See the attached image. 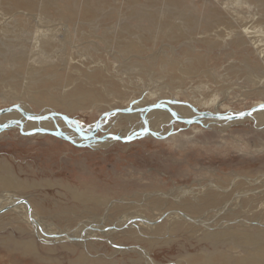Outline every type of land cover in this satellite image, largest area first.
I'll return each instance as SVG.
<instances>
[{"label": "rangeland", "instance_id": "374dc122", "mask_svg": "<svg viewBox=\"0 0 264 264\" xmlns=\"http://www.w3.org/2000/svg\"><path fill=\"white\" fill-rule=\"evenodd\" d=\"M20 1L25 2L22 4ZM28 1L0 0V111L31 100L22 97V101L19 95H12V88L20 89L28 82L24 70L30 57L29 43L35 34L36 24L41 23L39 19L45 17L41 14L43 0ZM84 1L87 4L78 9V4L82 2L83 5ZM234 1L237 3L228 0H49V13L54 14L48 20L53 24L60 22L63 26L56 36L57 42L49 48L52 55L55 52L53 62L43 70L51 71L49 69L54 68L55 72L51 71L41 77L39 87L33 92L37 96L51 94L52 97H59L64 91H67V95H76L77 92L79 94L89 89L91 95L103 99V103L77 111L54 106L53 111L74 118L85 127L81 131L71 127L69 130L75 133L78 140L83 143L90 141L91 145L76 146L57 136L31 133L34 130L26 131L30 135H24L21 125V128L14 127L20 122V117L14 118L12 126L0 130V164L5 161L13 175L19 181L26 182L27 187L8 191L21 193L27 202L30 198L37 206L35 209L42 222L47 224V229H64L65 225H69V229L74 230L86 225V228H92L96 227L92 224L103 223L105 232L115 234L103 239H92L91 254H95L91 260H87L83 258L81 248L77 247L80 244H75L73 251L65 247L63 249L62 245L66 244L64 242L58 245L51 242L44 246L35 238V232L18 231L13 223L4 224L9 218H2L0 264H98L97 258L103 260L99 264H146L139 249L142 247L148 249L149 257L157 264H196L189 258H200L204 252L214 251L211 244L198 238L201 232L189 233L187 229L180 230V227L177 232L172 228L158 233L153 230L152 234L149 233L152 237L143 235L147 239L141 240L138 234L130 231L124 233L126 228L123 227L118 231L115 226L128 214H140L142 219L148 220L145 216L155 219L159 214L179 209L173 207V198L182 194L177 189L192 190L214 183L228 190L234 187L231 183L237 177L238 182L259 176L262 179L264 124L260 125L248 118L222 130V126L217 125L219 122L211 126L199 123L187 125L173 117L172 129L165 126L161 135L150 137V129L153 127L150 124H144L145 129H139L138 132L135 130L143 120L142 117L128 120L125 117L117 119L110 116L103 120V116L111 110L127 108L134 102L143 103L142 106L154 104L156 96L148 94L155 85L160 88L183 86L184 93H179L176 99L186 106H189L197 87H205L202 91L209 94L225 91L226 95L219 100L224 105H219L217 114L236 113L238 116L239 113L264 105V90L259 91L257 88H264V79L257 87L250 83L255 76L264 77L263 63L253 45L238 36L239 28L246 23L258 24L255 16L264 21V0ZM234 17H242V20L238 23ZM175 22L180 26L175 28ZM160 23L163 32L168 29H172V32L161 34ZM41 24L46 25V22ZM229 31L237 32V37H227ZM59 53L60 57L57 56ZM10 61L16 65L12 67ZM88 75L93 76L90 81H87ZM163 91L168 98L172 97L170 89ZM196 105L200 112L215 111V106L211 104ZM41 106L29 103L35 114L53 109ZM162 109L165 110L164 107ZM136 111L141 112L142 109ZM100 120L99 127H96ZM125 131L129 133L128 137L137 135L136 138L129 142L115 139V135L122 137ZM108 139L111 144L105 146ZM6 174V170H0V177ZM248 186L244 182L238 184V189L234 188L235 193L246 190ZM261 188L264 189V185L258 187ZM75 194H79L81 200ZM229 197L226 195L219 198L225 201ZM262 198L264 192L243 202L235 213L240 216L255 214L260 209L256 206ZM97 199L103 203H95ZM224 201L219 200L218 204ZM105 203H111L108 208L112 205L117 208L108 209ZM146 204L150 207L144 206ZM218 204L194 208L191 216L207 215L213 221H218L211 217L213 213H208ZM147 207L153 208V213ZM180 209L187 211L188 208ZM137 221L134 217L129 223L132 224L131 228H134ZM189 223L193 224L191 221ZM23 228L27 230V226ZM126 236L129 238L126 239ZM32 239L37 244V250L24 251L23 243ZM110 240L116 242L111 245ZM217 246L223 253L229 248ZM122 249L127 250L124 252ZM85 251L87 253V249Z\"/></svg>", "mask_w": 264, "mask_h": 264}, {"label": "bare ground", "instance_id": "6f19581e", "mask_svg": "<svg viewBox=\"0 0 264 264\" xmlns=\"http://www.w3.org/2000/svg\"><path fill=\"white\" fill-rule=\"evenodd\" d=\"M11 1H15V0H11ZM228 1L237 3L234 0H228ZM17 2H18V0H17ZM21 2L23 4V2H25V1H20V3ZM48 4H49V0H43L42 1L41 14L45 15V17H41L39 19V20H41V23L46 22V25L41 24L40 22H39V24H36L35 34L32 36L31 42L29 43L30 44L29 46L31 47V51L29 53L30 57L26 62L27 63L26 66L28 68L25 67V70H24L25 71L24 74L27 75L26 80L28 82H25L24 85L22 86V88H20V89L14 88V90H13V88H12V95L15 97L19 95L21 97L20 98L21 100H22V97H26V98L31 99L27 102L25 101V102L19 104L21 106V109L24 110L25 112L29 113V114H35L31 110V108L29 107V103H31V102L39 104L40 106L43 105V106L51 107V109L53 107L52 111L46 110L43 114H40L43 116H46L47 114H52V113L60 114L56 111H53L54 106L61 107L62 109H68L69 111L70 110H76L77 111L79 109H81V110L82 109H89L90 107H92L90 105H96L99 102L103 103V99L98 98L97 95H95V96L91 95L92 93H91V91H89V89H87L89 92L83 90L82 92L80 91L81 93L79 92V94L77 92L76 95L74 93L67 95V91H64L59 97H55V96L52 97L51 94L50 95L45 94V96H43V95L37 96L35 94L36 92L35 93L33 92L34 89H37L39 87L41 77L45 76L46 74H49V72H51V71H54V68H52L53 70L49 69L50 68L49 66H48L49 68L48 67L47 68L51 71H43V70H45L46 65L51 64L53 62V58H54L53 55L55 54L54 51L56 49L53 51L54 54L52 55L51 54L52 52L49 51V48H50V46H53L54 43L57 42L56 36L58 33L61 32L62 26H63L60 22L58 24H53L52 21L48 20L52 16L51 14H54V13H49V8H48L49 5ZM81 4H82V2H80L78 4L79 5L78 9L80 7H84V5L87 4V2L84 1L83 5H81ZM54 6H52V7H54ZM55 9H57V8H55ZM257 10H258V8H256V11ZM234 13L236 15H240L236 12H234ZM254 18H255V20H258V24L248 22L245 25H243L241 28H239L240 34H238L235 31H229V32H227L228 34L226 36L227 37L231 36V38L232 37L235 38V37H237V34H238V36H240V38L243 41H247V42L251 43L253 45V48L255 49V52L257 53L258 57L262 61V63H263L262 67L264 68V21L259 20V18H257L256 16ZM241 20H242V17H237V18L234 17V21H236L238 23H240ZM177 22H175V28L180 26V25H178ZM183 25L185 26L186 24L183 23ZM123 26H124V24H123ZM161 26H162V24L160 23L159 28H160L161 34H163V33L167 34V32L172 30V29H168L165 32H163ZM171 34H173V33H171ZM157 35H158V33H157ZM63 40H64V38H63ZM257 43L258 44L261 43V44L255 45ZM3 46H5L4 43H3ZM66 49H67V46H66ZM13 53H14V51H13ZM57 56L60 57V53H59V55L57 54ZM86 60L88 61V59H86ZM10 62L12 64L11 65L12 67H14L16 65V63L14 61H10ZM69 62L70 61H68V63ZM78 62H81V61H78ZM68 65L71 67V64H68ZM75 65H76V63H75ZM66 66H67V63H66ZM91 68H94V66ZM99 68H100V66H99ZM66 72H68V71H66ZM99 72H101V71H99ZM16 73L19 75L22 74L21 72H16ZM57 73H58V71H57ZM79 75H81V74H79ZM89 75L87 76L88 79L86 78L87 81H90V77L92 75L94 76V74H92L91 76H89ZM66 76H70V75L66 74ZM105 77H106V75H105ZM113 77H114V75H113ZM263 79H264V77L262 75H258V76H255L253 79H251L250 83H252L251 85L257 87V85L263 83ZM65 80H66V78H65ZM113 80H114V78H113ZM97 81L99 82V80H96V82ZM126 81H127V79H126ZM118 82H117V84H118ZM95 83H92V84H95ZM57 84L58 83H56V87H57ZM102 84H104V83L102 82ZM136 84H138V83H136ZM144 84H145V82H144ZM99 87H102V85ZM106 87H105V89H106ZM119 87H122V86H119ZM123 87H124V85H123ZM146 87H148V86H146ZM139 88H141V87H139ZM183 88H184L183 86H179V87H175V88H171V87L160 88L159 85H155L153 88H151L152 92H150L148 94V96H153V97L156 96L153 99L154 104L148 103L145 106H142L143 103H140V104H137L135 102L132 104L130 103L128 107L126 106L127 108L119 109L118 113H114V114H112V116L117 118V119L125 117L128 120H136L139 117L140 118L142 117L143 120H141L140 124H138V125L136 124L137 126H136L135 130L137 131L139 129H143L144 124L146 126H148V124H150L153 126L150 129V131L152 132L150 137L156 136L157 134L161 135L162 130L164 129L165 126L172 129V127H174L173 126V120H172L173 117L180 123L182 122L184 124H187L186 121H191V124L199 123L202 126L203 125L204 126H211L213 124L215 125V122H219L217 125H221L223 128L222 130H225L226 128H228L230 126V124L242 123V121L244 122L248 118L252 119L253 121L257 122L260 125L264 124V108H262V107L254 108L255 109L254 112H252L251 115H249L247 117H241L238 119H233V116H237V115H235L236 113H229L227 115L230 116L231 119H224L223 117H220L219 120H217L218 118L214 117L213 115H216L218 113L219 105H224V104H222V102H219V100H221L222 96L225 94L224 90H223L224 92H222V93L212 92L209 94V93H205L204 91H202L203 89H205V87H203V86L197 87V88H195V90H196L194 92L195 94L193 95V97L190 98L191 100H190L189 106L182 105L184 103L181 101H178L179 99L177 100L176 96L177 95L179 96V93H181V92L184 93L185 90ZM257 88H258V90L259 89L264 90V88H261V87H257ZM81 89H82V87H81ZM164 89H170L171 90V93H170V94H172L171 98L170 97L168 98V96H166L164 94L165 93V91H163ZM188 91H189V89H188ZM124 92H125V90H124ZM124 92H123V94H124ZM248 92H249V90H248ZM10 94H8V95H10ZM8 95H6V96H8ZM120 97H122V96H120ZM122 101H124V99ZM131 101L132 100H130V102ZM145 103H147V102H145ZM200 103L211 104L212 106L214 105L215 111L210 112V111L204 110L203 112H200L194 106V104L196 105V104H200ZM97 106H99V105H97ZM196 106L198 107V105H196ZM41 107H40V109H41ZM163 107L165 110L162 109ZM137 109H142L143 112L142 111L141 112L136 111ZM194 109H196L197 111H195ZM122 111H124V112H122ZM71 112L73 113V111H71ZM197 112L199 114H197ZM203 113L209 114L210 116L208 117V116L204 115ZM242 113H243V115H241V113H239L240 116H245V112H242ZM221 115H223V114H221ZM14 118L20 119L19 120L20 122L18 124H15L14 127L15 128H17V127L21 128V126H22V128L24 129L25 132L26 131L30 132L31 130H36V129L49 130V131H53V132L58 131V132H63L64 134L68 135L77 143H83L74 136L75 133L72 134V132L69 130L70 127L73 129H77V124L75 122H67L57 115L54 117H48V118H46L40 122H31L28 119L21 117L19 111H15V113H13V115H10L9 113H7V114H3L0 116V127L4 124L7 125V123H9L10 120H14ZM103 120H104V118H103ZM128 122H130V121H128ZM77 123L79 124V126H82V128L84 127L82 124H80L79 121ZM187 125H189V124H187ZM147 128L148 127H146V129ZM130 131L132 132V130H130ZM127 134H129V133L127 131H125L123 133L122 137H128ZM41 135H46V134L41 133ZM110 141L111 140L108 139V141H106L105 143L103 142V143L105 144V146H107L106 144H111V143H109ZM104 144H102V145H104ZM3 162L4 163L0 164V170H6L7 174L4 175L3 177H0V214H1L0 219L9 218L8 222L6 221L4 224L13 223L15 226V229L18 227L17 228L18 231H21V232L22 231H25V232L28 231V233L35 232L36 233L35 238L37 237L40 240V242H42V244L44 246L47 245L48 243H51V242L55 243L56 245H58L60 242H64L66 244L64 246L62 245V248L63 249L66 248V250L73 251L72 247H75L76 246L75 244H78V245L80 244L77 247L81 248L82 256H84L83 258L87 259V260H91L95 254V253L93 255L91 254V249L93 248V246H92V248H90L91 242H93L92 239L96 240L97 237H99V239H103L105 237H108V236L115 234V233H112L111 231L105 232V228H103V227H105L104 226L105 224H103V223H102L103 225L101 223H97L95 225L92 224L93 226H96V227H92V228H86L87 225L86 226L84 225L85 226L84 228L79 229V227H78L77 229H74V230L69 229L70 228L69 225H65L66 227L64 229H62V228L61 229H59V228L58 229H56V228H48L47 229V224L42 222L41 216L38 214L37 210L35 209V208H37V206L30 200V198L28 200L29 202H27L26 200H24L21 197L22 196L21 193L17 194L16 192H9L8 191L9 189H13V190L23 189L24 186H26V182L24 183V181L23 182L19 181V179L15 175H13V171L9 167V165L5 161H3ZM261 177H262V179H259L260 176L257 178H253V179L245 178L240 182H238L239 180H236L238 177L236 179L233 178L234 181H232L231 185H233L234 187H230L228 190L226 188H223V187L219 186L218 184H214V183L212 185L204 187V188L202 186H200L198 188H193L192 190L191 189L187 190L186 188L178 190L176 188L177 191L182 193V194L180 196L173 198L174 199L173 207L177 206V207H179V209H177L173 212L167 211V212L162 213V214L158 213L160 216H158V217L155 216L154 217L155 219H153V217H150V216H145L148 218V220L145 218L142 219L140 214H135V213L128 214V215H125L124 218H122L120 220V222L115 226V229L119 231V229L121 227L126 228L124 233L132 232L133 234H138L139 238L141 240H145L147 238L146 237L144 238L143 235H150L152 237L151 234H152L153 230L155 232H157V231H161L163 229L170 230L172 228L173 231L176 230V232H177L179 230V227H180V230L187 229L189 233L201 232L198 238H200L201 241L208 242L214 248V251H212V252H208V251L204 252V255L203 256L200 255L201 256L200 258L197 256L196 257L194 256V258H189L190 261H192L196 264H232L233 262H235L236 264H264V198H262L259 201V203H257L256 207L260 208V209L257 210V212H255V214H250V215L249 214H246V215L242 214L240 216L239 214L237 215L235 213V211L240 206H242L243 202L248 201V200H252L257 195H260V194H262V192H264V189H262V188L258 189V187L260 185H264V184H262V183H264V173L261 175ZM243 182L245 184H249L248 188L246 190H239L237 193H235V191L238 189V184H241ZM234 188H236V190H234ZM172 195H174V194L172 193ZM223 195H225V196L229 195L230 197L224 201V200H221V198H219L220 196L225 197ZM75 196L81 200V197L79 196V194H75ZM146 200L148 201L149 199H146ZM219 200H220V202L221 201H224V202L222 204L219 202L220 203V205H219L218 204ZM89 202H92V201H89ZM89 202H87V203H89ZM94 202L95 203L98 202L99 205H101L103 203V202H101L100 199H97ZM106 203L104 205H106ZM153 203H154V201H153ZM148 204H146L144 206H147ZM214 204L215 205L218 204L219 206H217L215 208L213 207V209L212 210L210 209L211 211H209L208 213H213V214H210V215H212L211 217L216 218L218 221H213L207 215L192 218L191 211L194 208H199L201 206H209V205L214 206ZM110 205H111V203H108L106 205L107 206L106 208H108V206H110ZM149 207H147V208H149ZM111 208H117V207H113V205H112L108 209H111ZM180 208H188V209H187V211H184ZM149 209H150V211L151 210L153 211V208H149ZM146 212L148 213L149 211H146ZM134 217L136 220H139V221H137L138 223H136V224L134 223L135 224V225H133L134 228H131L132 224L130 225L129 223L134 219ZM139 217L141 219H139ZM164 217H166V218L164 219ZM159 220H162V222L161 223L158 222ZM189 221H191V223H193L192 225L197 226L198 229H196L194 226H192L189 223ZM94 222H97V221H94ZM156 222H158V223H156ZM25 226H27V230H25L23 228ZM156 228H158L160 230H155ZM33 229H34V231H33ZM131 230H133V231H131ZM127 231H130V232H127ZM149 233H151V234H149ZM171 233H173V232H171ZM164 234H166V233H164ZM82 235H88V236L82 237ZM25 236H27V235H25ZM154 236L155 235H153V237ZM120 237L122 238V236H120ZM123 237H124V235H123ZM109 238H111V237H109ZM127 238H129V237L126 236V239ZM74 239H77V241L74 242L73 241ZM24 241H26V240H24ZM95 242L96 241H94V243ZM109 242H111V245H112L116 241L110 240ZM36 245L37 244L35 243V240L32 239L31 241H29L27 243H23L22 249L24 251H31V250L36 251L37 250ZM217 245L218 246L224 245V246H227V248L229 247L227 249V251H229V252L224 251V253H223L222 252L223 250L220 251L219 248H216ZM82 247L87 249V253H86L85 249H83ZM115 247H116V245H115ZM57 248L58 247H56L55 249H57ZM89 249H90V251H89ZM139 249H140L141 255L143 257L142 259L144 260V262L146 264H157L156 261L151 256L149 257L148 249L143 248V247L139 248ZM126 250H123V251L125 252ZM109 258H110V256H109ZM102 261L103 260L97 258V263L98 262L101 263ZM137 262H139V260H137ZM137 262H135V263H137ZM182 262H184V261H182ZM184 263L187 264L186 262H184Z\"/></svg>", "mask_w": 264, "mask_h": 264}, {"label": "water", "instance_id": "95a60500", "mask_svg": "<svg viewBox=\"0 0 264 264\" xmlns=\"http://www.w3.org/2000/svg\"><path fill=\"white\" fill-rule=\"evenodd\" d=\"M195 111H197L196 109H194ZM255 109H252V110H249V111H246L245 112V116H233V119H238V118H241V117H247L249 115H251V113L254 111ZM15 111H19L21 113V115L28 119V120H32V121H37V122H40V121H43L44 119L48 118V117H54V116H59L60 118H62L63 120L67 121V122H75L77 124V130H78V121L74 118H71L67 115H63V114H47L46 116H43V115H40V114H29L27 112H25L24 110L21 109V106L19 105H15V106H12L8 109H4V110H1L0 111V116L3 115V114H7V113H11V112H15ZM119 109L116 110V111H111L109 112L108 114L104 115L103 118H107V117H110L112 116V114L114 113H118ZM124 112V111H122ZM198 113V112H197ZM250 113V114H249ZM201 114V113H200ZM204 114V113H203ZM206 116H210L209 114H204ZM214 117L216 118H220V117H229L228 115H221V114H216V115H213ZM19 122V121H18ZM101 120L99 121L98 125H96V127H99V124H100ZM184 122V121H183ZM15 123V121H12L10 120L9 123L7 125H2L0 128L1 131L3 130H6L9 126H12L13 124ZM187 124H191V121H186ZM95 127V128H96ZM22 130V129H21ZM81 131V130H79ZM24 135H30L29 133H25L24 130L21 131ZM31 133H42V134H49V135H53V136H57L59 138H63L65 139L66 141L70 142L71 144H74L76 146H90L91 143L90 141H87V142H84V143H77L76 141H74L71 137H69L68 135L64 134L63 132H58V131H49V130H42V129H36L34 131H32ZM116 140L118 141H121V142H129L131 139H135L136 136H131V137H121V136H117L115 135L114 136Z\"/></svg>", "mask_w": 264, "mask_h": 264}, {"label": "snow or ice", "instance_id": "6c2138e0", "mask_svg": "<svg viewBox=\"0 0 264 264\" xmlns=\"http://www.w3.org/2000/svg\"><path fill=\"white\" fill-rule=\"evenodd\" d=\"M262 108H264V105L261 106ZM250 114V113H249ZM241 115H243V113H241ZM224 119H231V117H223ZM78 130H82V126L78 125Z\"/></svg>", "mask_w": 264, "mask_h": 264}]
</instances>
